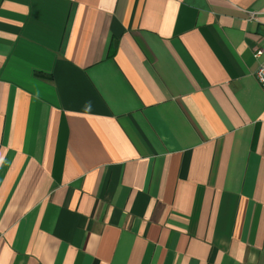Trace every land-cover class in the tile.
<instances>
[{
  "label": "crops",
  "instance_id": "0c3cea01",
  "mask_svg": "<svg viewBox=\"0 0 264 264\" xmlns=\"http://www.w3.org/2000/svg\"><path fill=\"white\" fill-rule=\"evenodd\" d=\"M264 0H0V264H264Z\"/></svg>",
  "mask_w": 264,
  "mask_h": 264
},
{
  "label": "built area",
  "instance_id": "2783aa9c",
  "mask_svg": "<svg viewBox=\"0 0 264 264\" xmlns=\"http://www.w3.org/2000/svg\"><path fill=\"white\" fill-rule=\"evenodd\" d=\"M253 56L258 61L260 60V63L258 64L254 72V77L257 83L260 85V87L264 91V50L261 48L257 49L254 52Z\"/></svg>",
  "mask_w": 264,
  "mask_h": 264
}]
</instances>
